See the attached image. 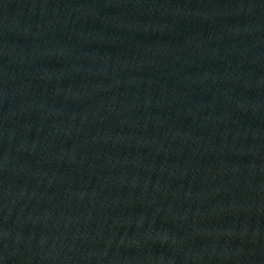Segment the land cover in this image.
I'll use <instances>...</instances> for the list:
<instances>
[{"label": "water", "instance_id": "obj_1", "mask_svg": "<svg viewBox=\"0 0 264 264\" xmlns=\"http://www.w3.org/2000/svg\"><path fill=\"white\" fill-rule=\"evenodd\" d=\"M0 264H264V0H0Z\"/></svg>", "mask_w": 264, "mask_h": 264}]
</instances>
